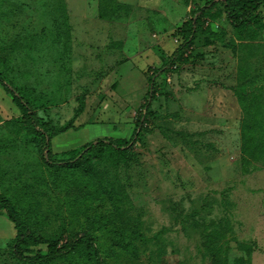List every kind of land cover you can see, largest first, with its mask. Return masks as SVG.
Returning a JSON list of instances; mask_svg holds the SVG:
<instances>
[{
  "label": "rangeland",
  "instance_id": "1",
  "mask_svg": "<svg viewBox=\"0 0 264 264\" xmlns=\"http://www.w3.org/2000/svg\"><path fill=\"white\" fill-rule=\"evenodd\" d=\"M207 1L0 0L3 71L45 124L75 119L55 153L129 138L179 27ZM156 81L129 153L67 170L12 122L21 111L0 84V193L44 239L90 230L104 264H264V151L246 148L244 123L259 124L240 100L259 99L264 124V27L220 9ZM15 236L0 213V264H23ZM56 264L95 259L83 249Z\"/></svg>",
  "mask_w": 264,
  "mask_h": 264
},
{
  "label": "trees",
  "instance_id": "2",
  "mask_svg": "<svg viewBox=\"0 0 264 264\" xmlns=\"http://www.w3.org/2000/svg\"><path fill=\"white\" fill-rule=\"evenodd\" d=\"M220 9L223 10L226 19L235 27H264V0H209L203 6L197 7L193 18L184 21L178 29V33L182 38L180 44L150 80L142 104L145 113L150 112L152 101L157 96V78L180 59L183 50L189 47L196 36L204 30L206 21ZM2 66L0 58V84L7 94L12 96L13 102L21 111V115L12 119V122L37 139L42 158L48 166L58 170H67L82 165L97 164L104 159L106 152L109 150L129 153L140 139L141 132L145 128V113L137 117L134 132L129 138H99L80 147L55 153L52 148L53 138L71 128H76L75 119L59 128L45 124L22 90L6 78ZM240 100L246 111L253 117L254 123L259 124L260 130L255 129V125H252L250 120L244 123L243 129L248 134L246 148L253 151L259 148L263 152L264 145H260V143L264 142V124H262L259 116V109L261 108V104L258 103L259 99H249L247 103L245 99ZM253 100H257V103H253ZM82 110L83 108L79 109L77 113H81ZM0 213L15 224L16 236L11 244V253L13 258L20 263L56 264L60 259L67 258L74 252L84 249L94 257L95 264H104L102 250L96 242L95 235L88 229L74 233L64 242H61L59 238L44 239L21 216L13 200L2 193H0ZM42 244H46V248L41 247Z\"/></svg>",
  "mask_w": 264,
  "mask_h": 264
}]
</instances>
